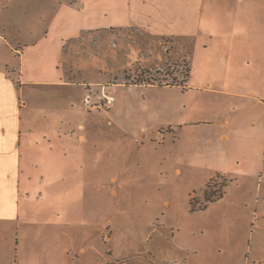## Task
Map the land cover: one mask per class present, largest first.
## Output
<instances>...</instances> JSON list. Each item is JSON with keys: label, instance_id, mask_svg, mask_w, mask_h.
I'll use <instances>...</instances> for the list:
<instances>
[{"label": "rangeland", "instance_id": "rangeland-1", "mask_svg": "<svg viewBox=\"0 0 264 264\" xmlns=\"http://www.w3.org/2000/svg\"><path fill=\"white\" fill-rule=\"evenodd\" d=\"M183 45L132 27L83 34L65 45L61 73L87 85L68 97L86 126L104 131L107 169L119 180L110 186L116 194L108 208L93 202L89 236L75 244L85 253L70 264L264 260V103L216 94L225 88L214 79L219 68L200 49ZM254 76L252 87L263 95L264 73ZM102 90L114 100L110 108L83 104L87 96L98 102ZM224 118L232 125L220 127ZM218 194L220 200L206 204L205 196ZM107 220L102 235L91 233ZM182 225L186 234L178 231ZM14 244L0 236L8 253L0 254V264L33 260L15 254Z\"/></svg>", "mask_w": 264, "mask_h": 264}, {"label": "crops", "instance_id": "crops-1", "mask_svg": "<svg viewBox=\"0 0 264 264\" xmlns=\"http://www.w3.org/2000/svg\"><path fill=\"white\" fill-rule=\"evenodd\" d=\"M131 27L203 51L225 85L216 94L264 103L252 87L264 73V0H0V236L33 259L24 264H70L84 254L75 244L89 236L93 202L108 208L116 194L104 131L86 126L68 97L87 85L66 79L59 62L83 34ZM107 224L91 233L102 235ZM178 231L186 234V225Z\"/></svg>", "mask_w": 264, "mask_h": 264}, {"label": "built area", "instance_id": "built-area-1", "mask_svg": "<svg viewBox=\"0 0 264 264\" xmlns=\"http://www.w3.org/2000/svg\"><path fill=\"white\" fill-rule=\"evenodd\" d=\"M84 102L87 106L89 105L92 110H101L110 108V106H112V104L114 103V100L112 97L106 95L104 93V90H102L101 97L98 102H94L91 96H87Z\"/></svg>", "mask_w": 264, "mask_h": 264}, {"label": "trees", "instance_id": "trees-1", "mask_svg": "<svg viewBox=\"0 0 264 264\" xmlns=\"http://www.w3.org/2000/svg\"><path fill=\"white\" fill-rule=\"evenodd\" d=\"M204 195H206L207 196V193H206V191L204 192ZM205 196V200H206V204H208V203H213V202H215V201H217V200H220L221 198H222V196H223V194H218V195H215L214 197H212V198H210V197H206ZM206 207V205L204 206V207H201V208H205ZM200 208V209H201ZM194 209H192V211H193Z\"/></svg>", "mask_w": 264, "mask_h": 264}]
</instances>
